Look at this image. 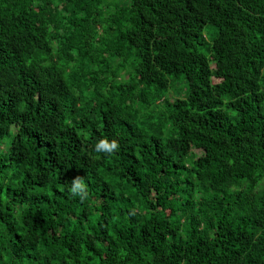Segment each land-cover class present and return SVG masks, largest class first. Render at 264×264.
Returning a JSON list of instances; mask_svg holds the SVG:
<instances>
[{
	"label": "trees",
	"instance_id": "16d2710c",
	"mask_svg": "<svg viewBox=\"0 0 264 264\" xmlns=\"http://www.w3.org/2000/svg\"><path fill=\"white\" fill-rule=\"evenodd\" d=\"M0 264H264V0H0Z\"/></svg>",
	"mask_w": 264,
	"mask_h": 264
},
{
	"label": "clouds",
	"instance_id": "9594fccd",
	"mask_svg": "<svg viewBox=\"0 0 264 264\" xmlns=\"http://www.w3.org/2000/svg\"><path fill=\"white\" fill-rule=\"evenodd\" d=\"M119 147V143L115 139L111 141H109L108 139H101L95 144V151L97 153L104 152L111 155L115 151H117ZM70 192L74 196H78L81 201L85 200L88 197L86 186L83 182V179L79 176L73 179Z\"/></svg>",
	"mask_w": 264,
	"mask_h": 264
},
{
	"label": "rangeland",
	"instance_id": "374dc122",
	"mask_svg": "<svg viewBox=\"0 0 264 264\" xmlns=\"http://www.w3.org/2000/svg\"><path fill=\"white\" fill-rule=\"evenodd\" d=\"M209 29H211L209 26H207L206 28H205V31L208 33V30ZM209 37L211 38V35H210V33H209ZM209 41H210V39H209ZM173 87L174 88H178V87H183V82L182 81H178V82H176L174 85H173ZM171 93L172 94H168L167 96H168V98H170V99H174V95L176 96V95H178L177 93H176V91L175 90H173V92L171 91ZM181 95V94H180ZM154 106V105H153ZM150 109H152V108H150ZM158 116V113H156V116L155 117H157ZM156 120L158 121V119L156 118ZM152 135H154V134H158V133H156V132H152L151 133ZM169 134H171V127L168 125V126H165V129H163V132L162 133H159V135L163 138V139H166L168 136H169ZM195 152L196 153H198V154H201V151L200 150H195Z\"/></svg>",
	"mask_w": 264,
	"mask_h": 264
}]
</instances>
